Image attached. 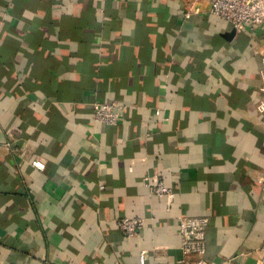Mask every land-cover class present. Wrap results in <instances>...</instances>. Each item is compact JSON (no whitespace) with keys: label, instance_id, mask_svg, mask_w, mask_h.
<instances>
[{"label":"crops","instance_id":"1","mask_svg":"<svg viewBox=\"0 0 264 264\" xmlns=\"http://www.w3.org/2000/svg\"><path fill=\"white\" fill-rule=\"evenodd\" d=\"M214 1L0 0V264H197L186 217L209 218L206 264L259 263L264 27Z\"/></svg>","mask_w":264,"mask_h":264},{"label":"built area","instance_id":"2","mask_svg":"<svg viewBox=\"0 0 264 264\" xmlns=\"http://www.w3.org/2000/svg\"><path fill=\"white\" fill-rule=\"evenodd\" d=\"M211 14L230 23L235 31L240 32L255 27H264V0H215L211 5ZM261 84L257 100V111L264 114V68L260 73ZM123 106L116 103L97 101L93 105V121L108 126H116L122 119ZM160 111H157L159 114ZM32 166L45 170V163L41 160L32 162ZM264 190V181H263ZM157 197L172 196L170 189L163 183L153 188ZM208 217H186L180 219L179 233L181 248L185 255H195L197 264H206V236L209 228ZM119 229L129 238L135 237L143 228L144 222L139 218H122L117 221ZM140 264H146V255L139 253ZM258 264H264V242L261 247V258Z\"/></svg>","mask_w":264,"mask_h":264}]
</instances>
